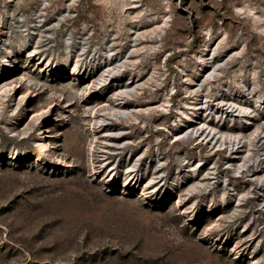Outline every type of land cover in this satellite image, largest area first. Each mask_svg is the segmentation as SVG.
<instances>
[{
  "label": "rangeland",
  "instance_id": "374dc122",
  "mask_svg": "<svg viewBox=\"0 0 264 264\" xmlns=\"http://www.w3.org/2000/svg\"><path fill=\"white\" fill-rule=\"evenodd\" d=\"M0 264H264V0H0Z\"/></svg>",
  "mask_w": 264,
  "mask_h": 264
},
{
  "label": "bare ground",
  "instance_id": "6f19581e",
  "mask_svg": "<svg viewBox=\"0 0 264 264\" xmlns=\"http://www.w3.org/2000/svg\"><path fill=\"white\" fill-rule=\"evenodd\" d=\"M248 107H245L244 109H247ZM206 123H202V125H205ZM206 127L207 128H209L210 129V131H213L214 130V128L213 127H211V126H209L208 124H206ZM245 128H247L246 126H241V128H238V129H240V131H242V130H244ZM259 129V128H258ZM257 129H255L254 131H256ZM192 131H194V130H192ZM193 132H191V134H192ZM200 136V135H199ZM212 139H213V137L209 140V142L211 143L212 142ZM214 145H218V140H216V142H214ZM224 145V144H223Z\"/></svg>",
  "mask_w": 264,
  "mask_h": 264
}]
</instances>
